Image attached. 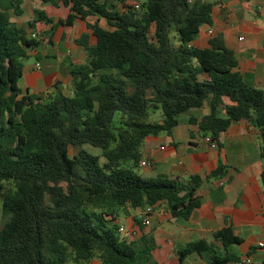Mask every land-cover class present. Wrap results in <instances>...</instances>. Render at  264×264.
Masks as SVG:
<instances>
[{
	"label": "trees",
	"instance_id": "16d2710c",
	"mask_svg": "<svg viewBox=\"0 0 264 264\" xmlns=\"http://www.w3.org/2000/svg\"><path fill=\"white\" fill-rule=\"evenodd\" d=\"M22 1L0 0V264H158L153 234H121L118 210L162 202L171 217L188 219L201 205L202 183L222 178L229 165L220 158L204 176L187 179L143 176L136 170L147 136L172 135L182 114L206 102V114L189 118L200 134L218 146L233 123L258 127L264 160V88L247 82L220 33L206 47L193 45L222 0H139L137 9L125 0H39L68 14L55 19L36 10L29 27L41 22L51 32L85 22L74 42L86 61L71 64L70 94L58 83L52 94L19 87L23 59L38 45L11 20ZM152 109L161 110L159 120H149ZM85 143L102 150L101 165ZM259 178L264 196V166ZM217 193L221 200L223 188ZM212 237L220 246L190 240L161 264H185L193 253L204 264L240 258L227 250L241 242L230 225Z\"/></svg>",
	"mask_w": 264,
	"mask_h": 264
},
{
	"label": "crops",
	"instance_id": "0c3cea01",
	"mask_svg": "<svg viewBox=\"0 0 264 264\" xmlns=\"http://www.w3.org/2000/svg\"><path fill=\"white\" fill-rule=\"evenodd\" d=\"M21 3V13L24 11ZM127 2V1H126ZM128 3V2H127ZM130 4V3H128ZM30 15L36 16V10H44L48 16L55 19L65 18L68 8L52 4H38ZM132 5V4H131ZM229 11L230 17L225 16ZM213 34L220 33L224 43L231 48L238 60V70L249 84L264 88V2L262 0H222L220 6H215L212 13ZM92 22V18L88 19ZM102 20L100 23L103 25ZM42 28L45 37H36L38 45L31 50L36 61L49 58L57 68L63 57H67L71 64L84 63L86 55L84 49L74 42L82 32L86 31L85 22L76 20L71 26H59L49 31L50 26L43 23L37 24ZM70 27V28H69ZM75 28L77 30L75 31ZM208 26H202L193 45L206 47L210 36ZM69 30L71 36H67ZM30 32V30H29ZM241 37V39H239ZM64 67V73L54 72L49 84L46 86L40 78L32 86L26 84L19 86L24 91L33 93L49 92V88L58 83L63 93L65 87L71 85L69 69ZM32 69H36L35 65ZM71 87V86H70ZM208 112V106L192 109L185 113L180 122L173 128L172 135L158 134L147 136L141 148V160H149L150 165H139L142 175L152 177L159 174H168L187 179L190 175L204 176L214 169L221 158L229 165L226 174L216 180L204 181L199 188L201 205L196 208L188 219H175L164 209V203L153 205L150 213L151 224L142 227L135 239L142 233L151 232L154 237L155 247L153 257L158 264L174 256L176 248L186 242L204 238L217 246L220 243L213 240L212 233L230 225L234 234L241 239L227 247L239 257L249 256L252 264H264V196L259 174L263 169L264 160L259 157L261 145V130L252 125L233 123L218 139L219 145L211 147L200 134L196 123H191L189 118L200 117ZM264 131V126L262 128ZM218 187L223 188L224 196L219 200ZM129 209V208H128ZM139 211V210H138ZM141 211L136 218L141 219ZM132 213L124 215V221L117 217L118 225L130 229L139 225L135 222ZM125 235H128L127 231ZM91 264H102L97 258L91 259ZM67 264H87L84 262ZM185 264H204L195 253L190 254Z\"/></svg>",
	"mask_w": 264,
	"mask_h": 264
},
{
	"label": "rangeland",
	"instance_id": "374dc122",
	"mask_svg": "<svg viewBox=\"0 0 264 264\" xmlns=\"http://www.w3.org/2000/svg\"><path fill=\"white\" fill-rule=\"evenodd\" d=\"M130 4H133L134 2H137L139 0H125ZM264 2V0H262ZM39 0H24L23 2V7H24V11L19 14V15H15V14H11V20L14 21L15 23H17L18 25L24 27L27 29L28 33L30 32H34L35 33V38H39V37H45L47 36V34L44 33V30L42 28H38L37 24L41 23V22H37L36 26L33 27H29L28 23L32 22L33 18L30 15L31 12H33V8H38L39 7ZM116 4H118V1H115ZM119 5V4H118ZM34 14V12H33ZM104 24V22H103ZM70 28V27H69ZM30 30V32H29ZM77 30V28H75V31ZM72 33L69 32V30H67V36H71ZM49 58H41L40 61H36V58L34 55L29 56L28 58L23 59V70H22V75L19 78L18 84L19 86H23V84H26L27 86L30 87L29 91L32 90V86L35 84V82L38 80V78H40V81H42V83H44L46 86L49 84L51 78L54 75L55 71H58L59 73H64V67L70 68V62L68 60L67 57H63L62 62L58 63L57 68L55 67V65L50 62ZM38 63L40 70H34L32 69V67H34V65ZM71 86V85H70ZM67 86L65 87V90H67V92H69L71 90V87ZM23 90V89H22ZM49 92H45L47 94H52L55 89L53 87L49 88ZM24 91V90H23ZM43 93V92H42ZM67 94V93H65ZM205 105L206 102H205ZM185 113L182 114L180 116V120L183 119ZM117 117V115H115V118ZM161 117V110H157V109H152L150 111V115H149V120H159ZM160 134L166 135L164 132H161ZM82 148H84L86 151H88L89 153L98 156V163L101 165L104 161V157L101 155L102 150L99 147L93 146L91 144L85 143L81 146ZM73 149L70 150V153H73ZM139 174L142 175V170L137 169L136 170ZM138 210L135 209H131V208H127V209H119L118 210V214H119V218L120 220L124 221V215L128 216L130 213H132L133 216H137L138 214ZM5 216L3 215L2 210L0 209V225L4 222L5 220ZM184 244H181L179 246H182ZM178 246V247H179Z\"/></svg>",
	"mask_w": 264,
	"mask_h": 264
},
{
	"label": "built area",
	"instance_id": "2783aa9c",
	"mask_svg": "<svg viewBox=\"0 0 264 264\" xmlns=\"http://www.w3.org/2000/svg\"><path fill=\"white\" fill-rule=\"evenodd\" d=\"M133 7L135 9H137L139 7V2H134L133 4ZM217 6H220V4H217ZM230 12L229 11H225V16L226 17H230ZM207 33L209 36L213 35V30L211 27H209L207 29ZM29 35L31 37H35V33L34 32H30ZM239 39H241V37H239ZM35 67L36 69H39V65L38 63L35 64ZM206 142H208L210 144L211 147H216V143L215 142H211L210 141V138L207 136L204 138ZM150 161L149 160H142L141 161V165L143 166H147V165H150ZM152 209H153V205L152 206H148L146 207L144 210L141 211V219H140V222L138 223L139 225H136L135 227H131L130 229H125V227L123 225H119L118 227V230L121 234H125V232L127 231L128 233V236L131 237V238H136L137 235L140 233L141 231V226L142 227H147L151 224V221H150V213L152 212ZM141 225V226H140ZM87 264H91V261H88ZM234 264H252V259L251 257L245 255V256H242L240 257L238 260H236L234 262Z\"/></svg>",
	"mask_w": 264,
	"mask_h": 264
}]
</instances>
